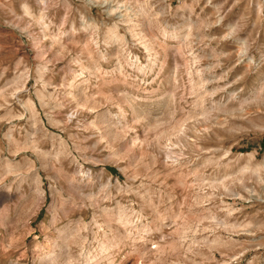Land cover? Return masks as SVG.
I'll return each mask as SVG.
<instances>
[{
  "label": "rangeland",
  "instance_id": "374dc122",
  "mask_svg": "<svg viewBox=\"0 0 264 264\" xmlns=\"http://www.w3.org/2000/svg\"><path fill=\"white\" fill-rule=\"evenodd\" d=\"M0 220V264H264V0H0Z\"/></svg>",
  "mask_w": 264,
  "mask_h": 264
},
{
  "label": "bare ground",
  "instance_id": "6f19581e",
  "mask_svg": "<svg viewBox=\"0 0 264 264\" xmlns=\"http://www.w3.org/2000/svg\"><path fill=\"white\" fill-rule=\"evenodd\" d=\"M40 19H42V16H40ZM243 55V54H242ZM241 57V56H240ZM250 60V59H249ZM72 117V116H71ZM40 120V119H39ZM41 123V122H40ZM42 124H44V123H42ZM41 125V124H40ZM39 127H42V126H39ZM43 129V128H42ZM47 130V129H46ZM45 132H47V131H45ZM45 134V133H44ZM51 134H53V133H51ZM58 137V136H57ZM56 137V138H57ZM55 138V137H54ZM60 139H62V138H60ZM62 140H64V138L62 139ZM65 141V140H64ZM66 142V141H65ZM68 152V151H67ZM66 152V153H67ZM69 154V153H68ZM67 154V155H68ZM70 155V154H69ZM68 155V156H69ZM77 160V159H76ZM71 164V163H70ZM77 170V169H76ZM75 171V170H74ZM90 171H88L87 173H83L82 174V170H81V172H79V174H81L82 175V181H86V180H90V177L92 176V174L91 173H89ZM61 175V174H60ZM81 175H78V176H81ZM59 176V175H58ZM66 176H68V175H66ZM72 176H73V174H72ZM38 177V176H37ZM39 178V177H38ZM67 180H68V185L70 184V185H72V184H76V183H78V181H79V183L81 184L82 183V181H80V180H78L77 179V176H73V177H67ZM67 182V181H66ZM39 183H40V181H39ZM39 183H37V185H38V193H39V196H40V199L42 200V201H44L45 199H46V191H45V189L42 187V184H41V186H40V184ZM42 183V182H41ZM82 185L83 184H81V187H82ZM80 187V186H79ZM84 187V186H83ZM82 189V188H81ZM52 192L53 193H55V191L52 189ZM54 195V194H53ZM44 203V202H43ZM111 218V217H110ZM108 219V218H107ZM106 219V220H107ZM111 220H112V218L111 219H109L108 220V222L110 223H108V225L106 224V226L108 227V228H110L111 230H114L113 229V227H112V224H111ZM120 222V224H125V225H127V224H129V221H130V219L129 218H125V217H123L122 215L121 216H119V218H117V222ZM0 226H1V228H3V229H8L9 227H8V224L6 223V222H2V220H0ZM83 223V222H82ZM106 223H107V221H106ZM114 224V223H113ZM80 225V224H79ZM119 225V224H118ZM122 226V225H121ZM13 227V226H12ZM133 227H134V225H133ZM118 228V227H117ZM144 228V227H143ZM12 229V233H11V235H9V236H11V238H10V240L8 239L7 240V237L4 235V233L2 234L3 236H2V242H1V246H0V259H7L9 256H11V255H13L14 253H15V251H16V245H15V243H14V237H15V232L17 231V229L16 228H11ZM125 229V228H124ZM135 229V228H134ZM132 230V229H131ZM8 232V231H7ZM107 232V231H106ZM112 232H114V231H112ZM129 232V231H128ZM127 232V233H128ZM120 233V232H119ZM123 233V232H122ZM107 234H109V233H107ZM110 235V234H109ZM117 235H119L118 233H117ZM121 236V238H126L127 239V237L128 236H132V233H128V234H126V233H123V234H121L120 235ZM69 238V237H68ZM65 240V239H64ZM107 240H108V238H107ZM110 241V240H109ZM64 242H66V241H64ZM104 242V241H103ZM112 242V241H111ZM102 243V242H101ZM105 244V243H104ZM112 244V243H111ZM110 244V245H111ZM106 245H108V244H106ZM112 246V245H111ZM161 246V245H160ZM106 247V246H105ZM159 249V248H158ZM52 251H54V250H52ZM161 254H162V252H160ZM58 254L57 253H52V252H50V253H47L43 258H41L40 259V263L41 264H56V261H57V259H58ZM12 264H20L19 262H16V263H14V262H12Z\"/></svg>",
  "mask_w": 264,
  "mask_h": 264
}]
</instances>
